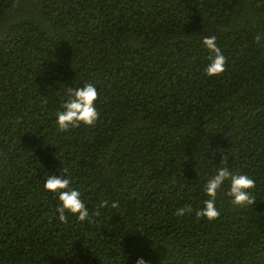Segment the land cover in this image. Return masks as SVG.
Returning a JSON list of instances; mask_svg holds the SVG:
<instances>
[{"label":"trees","instance_id":"16d2710c","mask_svg":"<svg viewBox=\"0 0 264 264\" xmlns=\"http://www.w3.org/2000/svg\"><path fill=\"white\" fill-rule=\"evenodd\" d=\"M264 0H0V264H264ZM225 56L208 77L205 37ZM100 119L61 132L68 88ZM254 180L251 205L206 179ZM67 169L90 212L56 214ZM191 212L177 216L182 207Z\"/></svg>","mask_w":264,"mask_h":264},{"label":"clouds","instance_id":"9594fccd","mask_svg":"<svg viewBox=\"0 0 264 264\" xmlns=\"http://www.w3.org/2000/svg\"><path fill=\"white\" fill-rule=\"evenodd\" d=\"M264 36L257 35L256 42L259 43ZM203 46L209 50V63L205 67L208 77H215L225 70L226 59L220 48L217 46L215 36L205 37ZM98 99L97 87L92 83H86L83 87L68 88L66 98L61 109L55 113V124L59 131L66 132L71 128L79 127L81 124L94 127L100 119L96 102ZM43 179V188L46 192L58 198L56 214L59 221L67 223L69 217L84 223L91 220L93 215H100L104 208H117L115 201L101 200L95 212H90L86 202L82 198V192L72 186L73 182L67 169L63 168V174L56 175L48 172ZM227 185L226 195L231 203L236 206L251 205L253 197L250 189L254 187V180L243 173L231 171L228 167H217L215 174L208 177L204 183V192L208 199L203 201V206L196 211V216L208 221L215 220L220 215L217 207L218 193ZM191 212L190 207H182L177 210V216H184ZM136 264H150L143 257L137 259Z\"/></svg>","mask_w":264,"mask_h":264}]
</instances>
